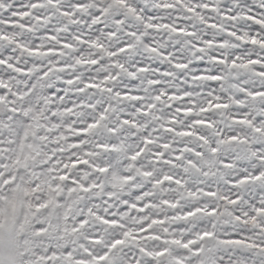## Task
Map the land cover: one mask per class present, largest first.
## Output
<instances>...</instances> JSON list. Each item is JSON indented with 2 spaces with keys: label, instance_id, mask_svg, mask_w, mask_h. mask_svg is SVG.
Segmentation results:
<instances>
[{
  "label": "snow or ice",
  "instance_id": "1",
  "mask_svg": "<svg viewBox=\"0 0 264 264\" xmlns=\"http://www.w3.org/2000/svg\"><path fill=\"white\" fill-rule=\"evenodd\" d=\"M0 264H264V0H0Z\"/></svg>",
  "mask_w": 264,
  "mask_h": 264
}]
</instances>
